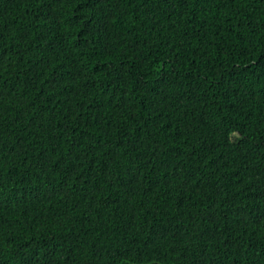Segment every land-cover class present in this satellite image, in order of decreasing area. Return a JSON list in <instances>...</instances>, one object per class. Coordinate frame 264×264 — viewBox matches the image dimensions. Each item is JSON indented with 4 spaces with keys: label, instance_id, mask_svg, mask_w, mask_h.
<instances>
[{
    "label": "trees",
    "instance_id": "trees-1",
    "mask_svg": "<svg viewBox=\"0 0 264 264\" xmlns=\"http://www.w3.org/2000/svg\"><path fill=\"white\" fill-rule=\"evenodd\" d=\"M0 264H264V0H0Z\"/></svg>",
    "mask_w": 264,
    "mask_h": 264
}]
</instances>
